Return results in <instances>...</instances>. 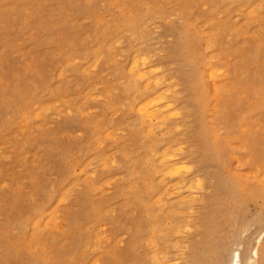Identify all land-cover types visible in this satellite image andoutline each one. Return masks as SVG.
Masks as SVG:
<instances>
[{"label":"rangeland","instance_id":"374dc122","mask_svg":"<svg viewBox=\"0 0 264 264\" xmlns=\"http://www.w3.org/2000/svg\"><path fill=\"white\" fill-rule=\"evenodd\" d=\"M257 246L264 264V0H0V264Z\"/></svg>","mask_w":264,"mask_h":264},{"label":"bare ground","instance_id":"6f19581e","mask_svg":"<svg viewBox=\"0 0 264 264\" xmlns=\"http://www.w3.org/2000/svg\"><path fill=\"white\" fill-rule=\"evenodd\" d=\"M140 58V57H139ZM142 58V63H143V61H144V66L142 67V68H140L139 67V64H138V62L135 60L134 61V65L132 64V71L133 72H135L136 73V76H137V78L138 79H140V80H146V82L145 83H147L146 85H145V87H146V89H153V87H157V85H158V87H159V83H160V81H159V83H158V81L156 82V80L154 79H151L150 77H148V73L146 72V60H143V59H145V58H143V57H141ZM140 58V59H141ZM130 67V66H129ZM129 67H128V69H129ZM149 70H150V68H148ZM148 70V71H149ZM151 71V70H150ZM131 72V71H130ZM154 72V71H153ZM151 73H152V71H151ZM207 73V72H206ZM135 74H133V76H134ZM151 75V74H150ZM135 77V76H134ZM157 77V76H156ZM160 77V76H159ZM209 77L212 79V80H214L215 82H214V84H211V85H213V89H215L216 91H218V88H219V86H218V84H217V82H216V76H215V74H214V71L213 70H211L210 71V73H209ZM136 78V77H135ZM164 80V79H163ZM162 81V80H161ZM213 82V81H212ZM144 83V82H143ZM161 84H163V82H161ZM148 91V90H147ZM214 91V90H213ZM160 92V91H159ZM162 92V91H161ZM168 92V91H167ZM217 93V92H216ZM162 94H164V95H160V94H158V92L156 93V92H152V93H150L148 96H147V98L145 99L146 100V102L145 103H143L144 105L143 106H137V109L139 110V112L140 113H142V115L144 114L145 115V117L146 118H149V119H157V118H159V112H160V110H161V107H162V103H165L164 102V98L165 97H163V96H165L166 94L163 92ZM95 96V95H94ZM98 97H99V95H98ZM167 97V96H166ZM144 100V101H145ZM143 102V101H142ZM141 102V103H142ZM167 104V103H166ZM165 104V105H166ZM137 105H140V103H138ZM142 105V104H141ZM168 105V104H167ZM170 105V104H169ZM164 106V105H163ZM172 106V105H171ZM168 107V108H167ZM166 108H167V110L169 109V106H166ZM166 108H164L165 110H166ZM163 111V110H162ZM161 111V112H162ZM172 112H174V111H172ZM137 113H138V111H137ZM162 113H164V111L162 112ZM170 114H172V113H170ZM169 114V116H171ZM144 115H143V117H144ZM176 115H178V113L176 114ZM163 116V115H162ZM168 116V115H167ZM166 116V117H167ZM168 116V117H169ZM163 118V117H162ZM164 119H165V117H164ZM148 120V119H147ZM151 122H152V120H150ZM149 121V122H150ZM154 121V120H153ZM157 121V120H156ZM146 122H148V121H146ZM150 122V123H151ZM160 122H162L161 120H160ZM158 123V122H157ZM157 123H155V124H157ZM148 124V123H147ZM152 124V123H151ZM149 126H150V124H148ZM153 125V124H152ZM151 125V126H152ZM159 126V125H158ZM170 129V128H169ZM109 135V134H108ZM168 149V148H167ZM162 150V149H161ZM162 158H163V162H164V166H165V168H164V172H166V176L167 175H169V177H171V176H178V174H179V172H180V169H178L177 168V164H178V160L176 161V159H174V155L171 153H164L163 154V156H162ZM102 167V166H101ZM184 169V168H183ZM163 177V176H162ZM174 183V182H173ZM191 183V182H190ZM196 183H199V182H196ZM172 184V183H171ZM200 185V184H199ZM174 186V185H173ZM168 187V186H167ZM176 187H178V186H176ZM197 187V186H196ZM199 187V186H198ZM179 188V187H178ZM185 188V187H184ZM192 188V187H191ZM199 188H201V187H199ZM199 188H197V190L199 189ZM152 189H154L153 187H152ZM176 189V188H175ZM194 190H196L195 188H193ZM153 191V190H152ZM175 191V190H174ZM178 191V190H177ZM181 191V190H180ZM173 192V191H172ZM163 193V192H162ZM171 194V193H170ZM174 194V193H173ZM176 194H177V192H176ZM175 194V195H176ZM187 196H188V194H187ZM184 197V196H183ZM194 197V196H193ZM192 197V198H193ZM186 198V197H185ZM189 198V197H188ZM157 199V198H156ZM158 199H160V197L158 198ZM153 200V199H152ZM154 200H155V198H154ZM175 200V199H174ZM173 200V201H174ZM196 200V199H195ZM195 200H193V201H195ZM158 202H160L159 200H158ZM164 202V201H163ZM177 211V210H176ZM179 213V212H178ZM174 231H178V230H173V232ZM244 246V245H243ZM229 248H230V241L229 242H224V244H223V247H222V250H221V253H223V256L224 257H226V255H227V253H228V251H229ZM195 255V258L196 259H194V256L191 258V263L190 264H204V261H203V258H202V256H201V254L199 255V256H197L196 254H194ZM260 258H261V254H260V248L257 246L256 248H254L252 251H251V253H250V255L248 256L247 255V253H246V250L245 249H238V250H236V251H234V253H233V255H232V258H231V261H230V264H258L259 263V261H260ZM221 262V261H220ZM164 263H166V259L165 258H163V256H161L159 253L158 254H155L154 252H153V256L151 257V259H150V263L149 264H164ZM167 264V263H166Z\"/></svg>","mask_w":264,"mask_h":264}]
</instances>
